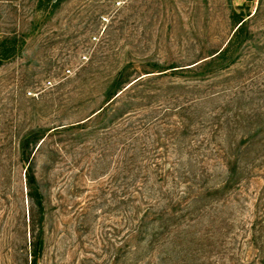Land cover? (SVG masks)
<instances>
[{"label":"rangeland","instance_id":"374dc122","mask_svg":"<svg viewBox=\"0 0 264 264\" xmlns=\"http://www.w3.org/2000/svg\"><path fill=\"white\" fill-rule=\"evenodd\" d=\"M52 2L0 0V38L23 40L20 52L0 66V264H17L15 248L27 235L19 142L36 127L51 131L35 153L46 207L38 264H260L264 0ZM233 10L251 35L236 63L204 81H152L138 110L173 129L177 121L186 124L195 107L205 127L196 121L190 130L197 133L177 142L179 152L177 144L154 141L151 131H143L148 143L141 157L165 161V169L177 158L202 161L197 174L205 169L215 184L224 176L221 161L231 155L230 146L245 141L249 130H263L239 153L250 173L230 191L203 199L190 219L169 226L151 246L137 249L132 243L137 251L127 255L124 120L58 128L90 117L102 103L105 85L127 61L187 64L222 47L235 29ZM176 190L181 195L187 188L181 183Z\"/></svg>","mask_w":264,"mask_h":264},{"label":"trees","instance_id":"16d2710c","mask_svg":"<svg viewBox=\"0 0 264 264\" xmlns=\"http://www.w3.org/2000/svg\"><path fill=\"white\" fill-rule=\"evenodd\" d=\"M37 1L39 3L53 1L52 4L54 3L55 6L62 0ZM230 17L235 29L222 47L211 50L203 57L187 64H179L176 61L169 64L157 61L136 64L127 61L114 72L105 85L102 103L90 117L82 122L58 128L59 131L82 128L87 121L92 120L99 123L101 127H105L118 118L124 120L125 200L123 203L126 212L127 255L137 251H132V243L137 249L143 243L151 246L159 235L168 232L169 226L187 217L190 219L189 215L201 206L203 199L230 191L240 184L247 173H250L247 166L242 164L239 153L243 144H254L256 139L252 140V138L264 129L249 130L244 138L245 141L235 144L234 147L230 146L231 155L221 161L224 176L215 184H211L213 174L205 175V169L202 168V171L197 174V166L202 161L190 158L183 161L177 158L171 162L168 169H165L163 168L165 161H153L148 156L141 157L145 151L144 146L148 143L142 141L143 131H151V134L155 136L154 141L168 139L173 146L177 144L176 151L179 152L180 143L177 142L190 133L193 135L197 133L196 130H190L196 125V121L199 126L205 127L200 122L201 115L195 107L189 111L190 113L188 112L186 124L182 125L181 121H177L176 124L179 126H174L173 129L170 126L174 124L161 122L152 113L140 116L138 110L143 105L142 99L149 97L147 91L152 81L164 77L204 81L219 76L222 70L236 63L240 57L242 45L251 38V35L249 30H246L244 21L234 10ZM22 41L16 36L0 38V66L20 52ZM161 124L164 125L162 135L157 131ZM50 132V129L36 127L26 132L19 142V159L25 164L27 218L24 226L27 235L15 248L17 264H38L44 251L45 196L36 172L35 153ZM200 147L201 145L198 149ZM181 183L186 185L187 190L180 191L181 195H179L176 189ZM260 264H264L263 256H260Z\"/></svg>","mask_w":264,"mask_h":264}]
</instances>
